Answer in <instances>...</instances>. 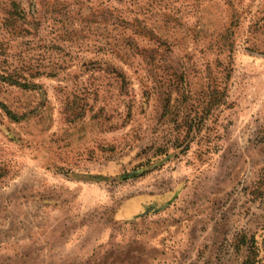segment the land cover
<instances>
[{
  "label": "rangeland",
  "instance_id": "1",
  "mask_svg": "<svg viewBox=\"0 0 264 264\" xmlns=\"http://www.w3.org/2000/svg\"><path fill=\"white\" fill-rule=\"evenodd\" d=\"M0 264H264V0H0Z\"/></svg>",
  "mask_w": 264,
  "mask_h": 264
}]
</instances>
